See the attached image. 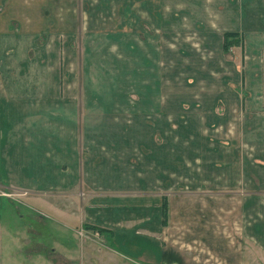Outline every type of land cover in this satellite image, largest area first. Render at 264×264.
Wrapping results in <instances>:
<instances>
[{
    "label": "crops",
    "instance_id": "obj_1",
    "mask_svg": "<svg viewBox=\"0 0 264 264\" xmlns=\"http://www.w3.org/2000/svg\"><path fill=\"white\" fill-rule=\"evenodd\" d=\"M38 1L29 13L22 9L26 7L24 0H0V189L16 195L12 198L29 201L26 203L32 210L25 209L33 213H22L14 206L19 202H0V264H120L119 258L134 261L139 256L141 263L131 264H233L226 263V250L218 258L191 243L201 230L239 241L234 264L241 263L244 254L241 241L264 254V76L258 66L264 52V0L174 2L190 3L189 7L180 6L189 13L201 37L200 46L183 47L185 51L174 62L204 64L214 77L201 73L197 66L190 76L180 78L182 83H176L173 78L182 75L186 67L165 74L168 52L160 34L153 36L159 41L157 45H152L149 37L144 41L146 46H140L130 34L132 42L127 39V46H117L118 51L123 47L130 52L124 56L132 60L127 61L132 65L142 60L157 66L161 79L160 104L141 106L138 99L137 107L134 103L126 107L129 114L134 116L135 109L142 107L160 114L185 108L207 112L206 117L197 119L203 121L206 136L196 128L198 121L195 125L189 122L190 132L183 130L187 120L179 117L170 134L166 133V119H107L108 114L100 111L105 105L88 103L85 87V102L78 110L77 93L70 86L73 75H66L69 86L65 78L60 92L61 79L56 73H39V48L55 46L58 35L70 33L56 28V19L48 22V5L43 2L49 4L50 0ZM139 1L131 0L130 5ZM165 2L143 0L147 19L165 25ZM210 16L219 21L206 23ZM225 32L242 36L241 71L237 64L241 63V50L236 53L230 49V54L222 51ZM114 34L118 36L119 32ZM211 37L213 46L208 42ZM42 50L53 60V52ZM67 64L64 61L62 69ZM143 72L145 78L154 77L150 68L145 67ZM166 78L188 91L181 92L177 87L168 91ZM148 90L153 88L141 92ZM96 92L99 95L103 91ZM140 126L146 130L136 134L135 128ZM188 139L191 143L195 139L198 155L184 156L183 142ZM173 188L220 192L226 199L173 202L167 192ZM43 209L62 231L41 230L48 227L42 221ZM172 218L178 228L167 247L164 233L171 231ZM84 225L103 229L98 234L100 241L82 242L79 230L94 234ZM178 232L182 236L177 239Z\"/></svg>",
    "mask_w": 264,
    "mask_h": 264
},
{
    "label": "rangeland",
    "instance_id": "obj_2",
    "mask_svg": "<svg viewBox=\"0 0 264 264\" xmlns=\"http://www.w3.org/2000/svg\"><path fill=\"white\" fill-rule=\"evenodd\" d=\"M130 1L131 0H50L49 4L48 1L43 2V5H48V22L52 23L56 19L59 24L58 26H56V28L60 27L61 29H63V31L69 32L70 35L60 34L56 39V42L58 44H56L55 46L49 44V46L43 47L46 52L54 53L53 60L49 59V54L47 55V53L41 52L43 51L42 47L39 48V73L41 75L42 72L46 70H48V72L53 71V73H56L61 79L59 80L58 88L60 92L63 91V80L66 78L67 81L66 75H73V77H71L72 81L70 83V86L74 87L76 90L77 96H75V99L77 100V108L80 111L82 110V106L85 102L82 95V92L84 91L82 87H85L86 93L89 94L88 103L94 104L95 102H97L98 104H100V106L105 105L107 107L106 108L102 106L100 109L101 112H105L108 114L105 116V118L107 119L116 118L124 121L130 120L131 117H135L140 121L166 119L168 120L166 133L170 134V132L175 129L174 125H176V119L177 117H179L180 119H182L181 121L187 120L186 126L184 123V126H182V128L186 132H190L189 122L191 121V124L195 125L198 121V118L206 117L207 112H199L185 108L180 112L167 110L164 112V114H160L158 111H155V109L147 108L148 110H144L146 109V107H142L139 109H135L134 116L129 114L131 113V111L128 112L126 110V107H130L133 103L137 107L136 103L138 99H140L139 105L141 106H144V103L150 105L151 103L155 104L158 102V104H160L159 99L161 79L159 77V70L157 66H154V64L148 65L147 63L140 60L138 64L132 65L131 63H129L132 60H129V58L124 56L128 55V53L130 54V52H128L127 49L123 47H121L119 51L117 50V46H127V39L131 41L130 34H132V38L140 46H146L144 44V41H147L149 37L151 38L152 45H157V42L159 44V41L156 40L153 36H158L160 34L161 37L165 39V41L162 40L161 43L166 42L168 52V62L165 74H169L175 69L176 71L177 69H179L178 71L181 72L180 69L182 65L186 67V70H182V75H180L176 79L173 78V80H176V83H182L180 78H183V75L190 76L192 68L195 69L197 66H199L201 73L208 72L210 76L214 77V73H212L210 68H208L204 64H198L192 61L185 60L182 62V64L174 62L175 58L178 60V58L180 57L178 54H183V51H185L183 47L191 46L193 48V46L201 45L199 40V38L201 39V37L197 33L195 22H192V20H190L191 17L189 13H187L185 9H181L180 6L184 4L185 6L189 7L190 3L188 1L180 2L177 5L174 2L180 0H166L165 12L167 16L166 19H163L162 21L166 24L164 25V23H162V25L159 26L158 22L154 19H147V15L144 13V9L142 7L143 0H140L139 3L132 2L131 5ZM24 2V6L26 7H23L22 9L28 10L29 13L34 7L36 9L38 3H40L38 0H24ZM52 3L54 4V6L52 5ZM36 11L37 10H35L33 15L35 21L34 25H36ZM128 11L130 12L129 14L127 13ZM131 11L133 12L131 13ZM178 14L181 15L180 18L175 19L176 15ZM171 16L173 18H171ZM184 16L189 19L185 18ZM209 19L210 20H206V23H208V21H212L215 23L219 21V18L216 16H210ZM30 20L31 19L27 20V23L29 24L28 27L30 26ZM197 25L199 26V24ZM20 30H22V28H20ZM115 31L119 32L118 36H115L116 34L112 35V32ZM240 41L242 47L240 49H234L236 53H239V50H241V63L239 64L236 62L239 66V71L242 70L244 63V41L243 39H240ZM208 42L211 46H213L214 40L212 37L208 40ZM131 46L135 45L132 44ZM130 49H132V47H130ZM43 53L47 57H44ZM28 54L31 55L30 52ZM234 55L236 54L234 53ZM260 58H262L263 61L259 60L258 66L261 68L262 75L264 76V52H262V56H260ZM237 60L238 62L240 61L238 57ZM64 61L68 64L67 66L65 65L64 69H62ZM131 67H133L132 73ZM145 67L150 68L155 72L154 77H152L151 79L145 78V73L143 72V69ZM203 78H205V76H203ZM206 81L207 80L205 79H199V82ZM166 82L168 91L170 89L175 90L174 87H177L179 90H181V92L188 91L185 86L179 84H176L177 86L173 85L169 78H166L164 80L165 86ZM68 83L69 82L67 81V85L69 86ZM148 85L150 87H148ZM144 88H153V90H148L147 93L141 92ZM101 90L103 92H101ZM238 90L242 91V87H238ZM96 91H100L101 93L98 95L96 94ZM133 100H135V102H133ZM118 107L119 110H117ZM172 120L175 121L173 122ZM194 121L195 123H193ZM198 122L199 124L196 128L199 132H201L203 136H206V134L208 133L207 129L202 125L203 121L200 120ZM169 124H172V127H168ZM178 128L179 127H176V129ZM135 129L136 134H143V129L146 130V128L142 126L136 127ZM79 134L81 136V133H78V135ZM215 134L218 133L216 132ZM187 141L188 142H183L184 156L191 157L193 153L195 155H198L199 148L196 147L193 143L195 142V139L192 143L190 139H188ZM189 180L190 178L188 177V181ZM167 192L171 193L170 198L173 202H176L177 200H183V202H186L187 200L190 201L191 199H213L215 202H225L226 199V194H221L220 192H193L189 188L187 190H179L173 188L172 190H167ZM8 193L12 194L13 197L16 196L13 193ZM40 198L42 201L45 199L46 202H49L50 200V197ZM0 202H19L18 204L15 203L14 206L20 208V210L22 209V213H28L27 215L32 213H30V210H32V206H28L26 202L29 201L25 199L0 198ZM56 202L61 201L58 200ZM25 207L26 209L30 210H26ZM42 212L44 214L42 221L48 225L47 228L41 227L42 231H62V229L59 228L57 224L53 223L50 220V218H52L50 213H48L45 209H43ZM172 219L169 220V226L172 227L171 231L168 232L167 230L166 233H164L166 234L167 238V240L164 239L165 246H167L168 240L170 242L174 241L173 234H175V230L176 228H178L175 220ZM73 220L76 222L75 219ZM28 221L30 222L31 219L29 218ZM7 223L15 226V222H13L12 220H8ZM33 224L36 228L38 222L35 218H33ZM203 225L204 224H201V226ZM78 235L82 242L100 241L97 234H86L82 230H79ZM169 235L172 236L169 237ZM181 236V232H178L177 239ZM194 237L196 238L194 240H191V243L194 242V244H196L195 247L198 248V250H200L201 252L209 250L212 251V253L218 258H222V253L224 250H226V263H228L229 261L233 264L235 263L236 255H238L236 251L239 249V246L237 245L239 243L238 240L233 238L224 239L219 237L218 235H215L211 231L208 232L207 230L198 231V233L194 234ZM95 246L101 247V245L98 246L96 244ZM170 247H172V245H170ZM241 248L244 254L241 256V263L236 264H264V254L258 252L250 244L241 241ZM141 257L142 256L135 258L134 261L130 258L124 260L122 258H119L118 262L120 264L141 263Z\"/></svg>",
    "mask_w": 264,
    "mask_h": 264
},
{
    "label": "trees",
    "instance_id": "obj_3",
    "mask_svg": "<svg viewBox=\"0 0 264 264\" xmlns=\"http://www.w3.org/2000/svg\"><path fill=\"white\" fill-rule=\"evenodd\" d=\"M240 39H242V36L239 35L238 33H231V32H225L222 35V51L223 53H229L230 49H236V48H241V41ZM165 202V201H162ZM164 213V215H163ZM162 215H163V220H162V224H165V205H162ZM84 229L86 230H90L93 231L94 233L97 234H102V232L104 231L103 229H99L93 226H89V225H84L83 226Z\"/></svg>",
    "mask_w": 264,
    "mask_h": 264
},
{
    "label": "built area",
    "instance_id": "obj_4",
    "mask_svg": "<svg viewBox=\"0 0 264 264\" xmlns=\"http://www.w3.org/2000/svg\"><path fill=\"white\" fill-rule=\"evenodd\" d=\"M13 195L9 194L8 192H6L5 190H1L0 189V198H12ZM97 234V233H94ZM98 235V234H97Z\"/></svg>",
    "mask_w": 264,
    "mask_h": 264
}]
</instances>
